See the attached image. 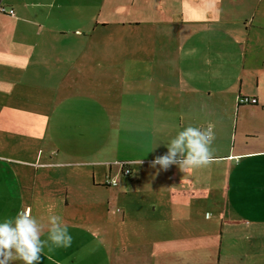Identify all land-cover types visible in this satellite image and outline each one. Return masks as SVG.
<instances>
[{
  "label": "crops",
  "instance_id": "obj_1",
  "mask_svg": "<svg viewBox=\"0 0 264 264\" xmlns=\"http://www.w3.org/2000/svg\"><path fill=\"white\" fill-rule=\"evenodd\" d=\"M2 1L15 13H0V218H10L18 211L28 209L29 214L42 224L41 238L44 239L48 217L58 215L72 236L69 248H57L52 252L45 248L40 264H264L261 262L264 261L261 259L264 258V162H246L264 156V97L260 90L264 69L258 67L257 62L226 65L215 57L220 64L209 66L213 67L210 81L219 83V87L230 83V88L238 90L239 96L256 97L258 102L239 105L228 157L217 156L210 147L208 164L185 173L177 165H170L166 170H161L158 165L151 166L154 157L166 153L163 142L178 130L188 125L207 127L206 122L194 124L195 121L185 122L183 116L170 114L160 96L155 101L149 99L151 92L159 94L160 86H181L171 67L173 63L163 64L160 60L162 65L160 72L153 76L154 85L147 80L144 85L101 86L96 92L90 90L99 85L90 81L99 78L96 71L92 73L93 77L86 74L87 83L81 82L82 88L73 84L62 88L59 84L63 80L55 81V85L46 86H53L50 88L56 92L53 97L62 99L60 96L67 95L65 101L80 97L79 101L88 102L93 112L91 117L86 116L93 127L88 132H99L96 149L91 153L75 154L59 142L57 135L50 134L53 125L55 129H62L56 123L58 111L54 114L40 112L34 108L37 105L35 99H26L24 93L18 91L28 87L41 89L40 86L45 84L38 81V75L43 67H50V57L56 54L59 38H67L73 32L81 40L80 60L91 48L100 53L101 49L94 47L92 41L98 29L115 34L126 26V22L99 21L104 9L114 12L120 0ZM128 1L136 4L132 8L141 13L156 12L162 7L172 11L173 18L165 22H127L128 26L145 28V32L166 41L170 51L178 46L177 39L210 34L205 30L200 32L198 25L203 22L215 24V28L210 29L212 37H217L214 39H222L219 32L228 36L237 33L254 40L264 33V24L253 25L254 9L258 5L256 2L251 4L253 0H242L243 6L249 7L244 27L239 25L240 20L232 15V11L226 13V9L232 7V0H208L211 5L208 9H217L215 18L206 17L207 6L204 8L201 0ZM163 1L168 2L164 5ZM153 2L158 3L152 7ZM185 11L192 15L189 22L193 26L187 31L186 27L177 28L185 18ZM80 16L81 23L76 27L60 26L72 25ZM158 23L170 25L172 31L168 32L163 25L158 34L160 29L155 28ZM89 24L91 30L83 28ZM44 41H50L46 59H42ZM71 64L72 61L67 66ZM181 66L182 59L179 60ZM232 67L234 70L230 71ZM185 72L195 75L194 69L186 68ZM74 93L78 95L71 97ZM10 97L14 98L10 100ZM95 106L103 107L105 115ZM125 110H128L127 117L123 115ZM70 116L69 108L68 119ZM130 122L149 123L153 128L146 134L150 139L142 143L144 156L108 157L106 152L112 151V145L105 141L108 142L110 136L115 137L114 130H130ZM135 130L138 132L137 127ZM42 145L48 146L49 150L44 151ZM96 151L101 152L98 154L101 157H92ZM139 159L141 163L137 165L143 168L142 173L151 177L147 183L152 184L151 187L148 185L149 192L145 190L139 202H129L128 212L134 217V225L128 229L116 219H105L97 210L98 196L91 198L90 193H94L99 182L104 183L98 180L99 166L109 164L110 172L112 163L124 161L129 163L131 172L128 175H131L133 164ZM218 165L226 169L221 181L216 173ZM83 170L88 179L82 178ZM102 186L110 185H106L105 180ZM125 186L117 190L119 194L126 193ZM218 203H221L219 213L215 211Z\"/></svg>",
  "mask_w": 264,
  "mask_h": 264
},
{
  "label": "rangeland",
  "instance_id": "obj_2",
  "mask_svg": "<svg viewBox=\"0 0 264 264\" xmlns=\"http://www.w3.org/2000/svg\"><path fill=\"white\" fill-rule=\"evenodd\" d=\"M128 0H120L119 5L115 8L114 12L109 13V9L105 8L102 17L99 19L100 23L104 21L114 22H126V26L121 28L115 34L104 33V30L98 29L99 32L95 33L94 47L101 49L98 53L96 49L91 48L89 54H83L81 57V40L77 38L73 32L68 35L67 38H59L56 40L57 48L55 56L50 57V67H43L44 70L38 75V81L40 80L42 86L41 89L38 87H28L25 90H19L18 92L24 93V98L35 99L37 105L34 107L40 112H50L51 114L57 110L58 119L56 123L62 126V129H55L53 125L50 129V134L57 135L59 137V142L65 146L66 149L72 151L75 154L92 152L93 149L98 147V133L93 130L88 132L92 127V123L86 120V116H92V108L88 106V102L79 101L80 97H73L72 101H65L67 96H57L53 97L56 92L53 89L46 87L47 85H55V81L63 80L60 87L66 86H79L81 82H86V74L93 77V72L99 74V78L94 82H98L99 85L91 87L90 90L98 91V88L105 86L106 88H113L116 84L121 85H144L147 80H149L150 85H154L156 82L153 76H156L161 69V62L165 64L173 63L171 65L172 69L176 71L178 76V81L181 83L180 87L173 86H160V92H151L149 99L155 101L157 97L160 96L164 99L167 105V109L170 114L175 117L183 116L184 121L187 120L194 124H212L214 127V140L210 147H213V153L217 156L228 157L231 150L233 134L235 133V124L237 120V113L239 105L247 104L239 102L238 90H232L230 83L223 84L219 87V83L215 81H210L212 77L213 67L220 64L216 59H222L226 65L231 66H242L248 65L251 62H257L258 67L264 69V33L262 36L257 37L256 40L253 37L243 36L241 34L234 33L231 36L225 35L221 32L223 36L222 39H214L217 37H212L210 29H214L215 24L203 22L199 26L200 32L210 33L204 36H194L190 39H177L178 46L175 50L170 51L167 49V42L163 39L154 36L151 33L145 32V28H136L128 26V21H169L173 17V13L170 9L161 10L156 12H140L131 4ZM162 0H159L161 2ZM244 1V0H243ZM250 1V0H247ZM168 1H163L166 5ZM203 2L206 13V17L215 18L217 16V9H208L211 5L208 0H201ZM219 2V1H215ZM221 2V0H220ZM258 3L255 6V17L253 25L260 26L264 24V0H253L251 4ZM158 2H153L154 7ZM176 5L175 2H170ZM230 9L227 11H232V15L237 18L240 22V26L244 27L243 22L247 17V11L249 7L243 6L242 0H232ZM140 7V6H139ZM252 10V9H251ZM91 12V11H90ZM89 12V18L91 13ZM260 18V20H259ZM183 22L177 25V28H187L186 31L193 26L191 24L192 15L185 11V18H182ZM187 21V22H186ZM252 21V19H251ZM81 23V16L78 21L72 25H60L63 28H74L77 24ZM171 32V26L163 23H158L155 25L156 29H160L158 34H161L162 26ZM111 27V26H110ZM90 28L91 25H87ZM69 31V29H68ZM165 33V32H164ZM239 40V38H241ZM237 38V39H234ZM62 40H65L64 43ZM50 41H44L41 46L42 59L47 58V53L49 50ZM257 47V48H256ZM163 57V59H162ZM182 59V66L179 67V60ZM161 60V62H160ZM72 61V67L67 66V64ZM76 62V65H75ZM175 66V67H174ZM186 68L194 69L195 75L186 74ZM229 69L228 67L225 68ZM202 70V71H200ZM234 70V67L230 71ZM45 85V86H44ZM82 88L83 85H80ZM15 90L18 87L15 86ZM262 96L264 97V81L261 86ZM109 93L112 91L106 90ZM210 92V93H209ZM64 95V94H61ZM78 95L76 93L71 94L72 96ZM70 97V96H69ZM14 97H10V100ZM56 98V99H54ZM59 98V99H58ZM145 98V97H141ZM17 99V98H16ZM58 100V101H56ZM62 101L64 104H61ZM241 103V104H239ZM96 107V106H95ZM29 108H33L30 106ZM70 108V119L67 117V111ZM154 107L152 113L155 112ZM96 110L105 115V109L101 106H97ZM139 110V109H138ZM137 110V111H138ZM241 110L239 111V114ZM124 116L128 115V110L123 112ZM55 121V117H54ZM184 122V123H185ZM130 130L126 128L117 131V134L110 136L107 145H112V151L106 152L108 157H121V158H132L144 156L141 152L142 143H145L150 139L148 133L153 131V128L149 123L142 122H130ZM135 127H137L138 132H136ZM115 128H117L115 126ZM140 131V132H139ZM49 134V135H50ZM101 134V133H100ZM62 135V136H61ZM153 136V134H151ZM100 137V136H99ZM240 138V137H239ZM114 145V146H113ZM60 147H62L60 145ZM44 151H48V146H43ZM97 152V151H96ZM103 152V151H102ZM101 152H97L92 155V157H101L98 155ZM264 156H258L253 159H249L246 162H264ZM229 160V158H228ZM232 161V160H230ZM219 164V162H218ZM122 165L119 162L112 163L111 170L109 172V164L98 167V180L104 181L99 182L100 185L94 187L95 191L93 194L90 193V197L93 198L97 195L99 203L97 205V210L102 212L105 219H116L122 226L132 229L134 222V217L128 212L129 202H139L140 197L144 196L145 190L149 192V186L152 183H147L151 181V177L147 174L142 173L143 168H140L137 164H133V173L131 175H124L121 172ZM226 169L220 165L217 166V178L221 181L222 174ZM108 174V175H107ZM111 176V180L117 182V186H102L105 184L107 176ZM82 178H89L88 175L85 176V171L83 170ZM90 183V180H88ZM125 186L126 193H118V189ZM149 185V186H148ZM117 191V192H116ZM220 199L221 201V193ZM131 197V198H130ZM216 205L215 211L219 213L220 205ZM119 209V210H117ZM125 210H127L126 213ZM130 216V219L129 216ZM126 218H125V217ZM252 256H250V260ZM264 260V258H261ZM249 260V262H251ZM264 262V261H261ZM251 264V263H250Z\"/></svg>",
  "mask_w": 264,
  "mask_h": 264
},
{
  "label": "clouds",
  "instance_id": "obj_3",
  "mask_svg": "<svg viewBox=\"0 0 264 264\" xmlns=\"http://www.w3.org/2000/svg\"><path fill=\"white\" fill-rule=\"evenodd\" d=\"M214 140L213 125L201 128L188 125L171 135L165 143V154L154 157L151 166L166 170L177 165L182 172L205 166L211 159ZM136 164L141 160L135 161ZM42 224L27 211H18L10 218H0V264H40L45 248H69L72 236L58 215L47 221V235L42 239Z\"/></svg>",
  "mask_w": 264,
  "mask_h": 264
},
{
  "label": "built area",
  "instance_id": "obj_4",
  "mask_svg": "<svg viewBox=\"0 0 264 264\" xmlns=\"http://www.w3.org/2000/svg\"><path fill=\"white\" fill-rule=\"evenodd\" d=\"M0 13H9V14L14 15L15 11L13 8L7 7V5H5V3L2 0H0ZM240 101L241 102H249V103H257V98H255V97H251V98L250 97H243V98H240ZM119 163L122 165L121 172L124 175L130 174L131 168L129 167V163L124 162V161H121ZM106 184L114 186V185H117V182L111 180V177L108 176L106 178ZM25 211H27L29 213L28 209Z\"/></svg>",
  "mask_w": 264,
  "mask_h": 264
},
{
  "label": "trees",
  "instance_id": "obj_5",
  "mask_svg": "<svg viewBox=\"0 0 264 264\" xmlns=\"http://www.w3.org/2000/svg\"><path fill=\"white\" fill-rule=\"evenodd\" d=\"M243 97H249V96H244V95H240V96H239V98H243ZM250 98H251V97H250ZM255 98H256V97H255ZM239 102H241L240 99H239ZM257 102H258V99H257ZM241 103H249V102H241ZM241 103H239V104H241ZM106 185H107V184H106Z\"/></svg>",
  "mask_w": 264,
  "mask_h": 264
}]
</instances>
